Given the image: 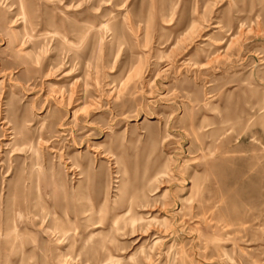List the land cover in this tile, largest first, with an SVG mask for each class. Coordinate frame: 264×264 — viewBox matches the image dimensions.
<instances>
[{"label": "rangeland", "instance_id": "1", "mask_svg": "<svg viewBox=\"0 0 264 264\" xmlns=\"http://www.w3.org/2000/svg\"><path fill=\"white\" fill-rule=\"evenodd\" d=\"M0 264H264V0H0Z\"/></svg>", "mask_w": 264, "mask_h": 264}]
</instances>
